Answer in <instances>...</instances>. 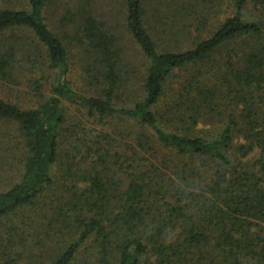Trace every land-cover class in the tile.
Returning <instances> with one entry per match:
<instances>
[{
  "label": "trees",
  "instance_id": "16d2710c",
  "mask_svg": "<svg viewBox=\"0 0 264 264\" xmlns=\"http://www.w3.org/2000/svg\"><path fill=\"white\" fill-rule=\"evenodd\" d=\"M24 82L0 264H264V0H0Z\"/></svg>",
  "mask_w": 264,
  "mask_h": 264
},
{
  "label": "rangeland",
  "instance_id": "374dc122",
  "mask_svg": "<svg viewBox=\"0 0 264 264\" xmlns=\"http://www.w3.org/2000/svg\"><path fill=\"white\" fill-rule=\"evenodd\" d=\"M115 22L116 23H123V16L122 14H120L119 11L115 10ZM120 31L123 32V35L125 34V27H121ZM129 51L132 52L135 51V47H133V45L129 46V43L127 44ZM139 63H142V60L140 59ZM69 78L71 79V81L73 82L74 85H76L77 87L82 86V78H81V71L79 69V67L77 65H75L74 67H71V72L69 75ZM28 85L24 82L22 85H19L18 87H16L15 89L17 90L18 93H16L15 91H13V87H9V86H0V96L4 97L6 99H9L13 102H17L21 105H24V107H29L31 106V91L30 89L27 87ZM24 91V93H22ZM34 99V98H33ZM70 109H69V113L73 114V117L76 118V120L79 118L78 112L76 111V106L75 105H71L66 103ZM80 113V112H79ZM88 130L91 129L92 127H96L93 125V123L90 121V123H88ZM107 128H110L109 130L112 131V125L107 123L106 125ZM105 127V128H106ZM100 126H97V130H99ZM94 129V128H93ZM104 130V129H102ZM14 132V131H13ZM13 134V133H11ZM8 148V146H7ZM4 149H6L4 147ZM14 150H19V149H15V148H11L10 151H12V154L6 153V158L4 159V161L7 163L6 165H2L1 163H3V160H0V189L4 188V187H8L11 184H13L18 178H19V174L22 171V163L20 164L19 162V158H20V154L19 151H21V149L15 153Z\"/></svg>",
  "mask_w": 264,
  "mask_h": 264
}]
</instances>
